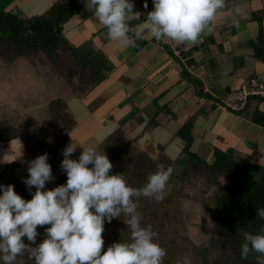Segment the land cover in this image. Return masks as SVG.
I'll return each mask as SVG.
<instances>
[{"label":"crops","instance_id":"0c3cea01","mask_svg":"<svg viewBox=\"0 0 264 264\" xmlns=\"http://www.w3.org/2000/svg\"><path fill=\"white\" fill-rule=\"evenodd\" d=\"M56 1L0 0V9L28 18L45 13ZM74 1L77 8L64 24V33L79 55L104 74L103 80L77 94L48 65L35 64L26 56L9 61L0 58L1 123L18 127L19 121L6 119H32L42 124L50 119L52 102L63 100L75 119L70 139L77 148L71 157L79 158L77 150L98 147L109 134L122 129L130 142L153 156L163 146L179 167L185 157V140L177 133L191 121L193 152L212 160L216 148L229 150L239 162L249 165L252 175L261 174L264 126L255 123L251 114L257 108L264 111V100L253 97L241 110L226 106L225 101L251 77L264 82V53L256 56L251 42L258 39L261 26L264 35V19H253L254 12L264 9V0L227 4L213 21L214 31L205 32L195 45L157 42L147 35L128 48L107 38V29L87 8V0ZM131 2L142 21L154 10L153 0H146L147 9L145 0ZM234 4L242 5L246 12L238 28L232 23ZM129 23L134 31L139 22ZM194 47L190 55L182 53ZM24 153L20 138L0 140V161H20Z\"/></svg>","mask_w":264,"mask_h":264},{"label":"trees","instance_id":"16d2710c","mask_svg":"<svg viewBox=\"0 0 264 264\" xmlns=\"http://www.w3.org/2000/svg\"><path fill=\"white\" fill-rule=\"evenodd\" d=\"M238 1L226 0V3L229 5ZM76 8L74 0H58L45 13L28 18L0 9V58L9 61L26 56L35 64L50 66L77 94L88 92L103 80L104 74L79 55L64 33V24ZM253 19H264V9L254 12ZM263 41L261 26L258 39L251 41L256 56L264 53ZM193 49L195 47L182 53L190 55ZM185 74L196 82L190 74ZM253 97L264 100L262 96H250L248 101ZM66 110L67 105L63 100L53 101L51 118L26 130L0 122L1 141L20 138L27 156L32 159L48 154L53 179L46 182L45 190H52L67 181V175L60 165L64 159L63 150L71 143L70 132L75 126V119ZM251 118L264 126V111L257 108ZM192 127L193 123L188 121L177 133L185 140V157L179 165L182 167L180 173H177L176 161L164 152L163 146L160 147V154L153 156L130 142L122 129H117L103 140L99 146L104 151L98 147L97 150L105 152L109 158L113 165L112 173L122 174L128 185L134 188L143 187L147 177L157 170L159 164L174 168L166 198L161 202L141 198L137 209L143 217L142 226H152V230L158 233L156 242L167 252L163 264H177L178 261L183 264L185 258L190 264H256L255 253H251L247 259L241 258V245L245 233L264 234L261 233L264 220L257 215V209L264 208V169L256 177L249 172V165L239 162L231 151L219 148L215 149L212 160L201 158L191 150ZM28 176V166L23 162L0 161V185H13L14 191L26 201L31 200L36 191L35 187L29 188L24 183ZM187 186L198 191L197 195L203 199V205L214 222L210 235L201 244L187 237L180 241L174 229L178 222L177 215L182 211L181 199ZM126 219L121 215L111 223L105 220L102 251L113 243L130 240V229L123 222ZM48 227L50 225L37 227L39 235L32 247L43 242ZM22 239L25 244L30 243L26 237ZM17 264H34V260L27 256L18 257Z\"/></svg>","mask_w":264,"mask_h":264},{"label":"clouds","instance_id":"9594fccd","mask_svg":"<svg viewBox=\"0 0 264 264\" xmlns=\"http://www.w3.org/2000/svg\"><path fill=\"white\" fill-rule=\"evenodd\" d=\"M98 22L107 29V38L123 48L135 47L147 35L157 42L172 41L177 45H195L205 33L214 31L213 21L227 7L226 0H153V11L141 20L131 0H87ZM145 9L148 4L145 0ZM233 25L246 15L242 5L234 4ZM138 21L132 30L130 21ZM131 33V35H130ZM77 146L68 144L60 165L67 175L66 184L45 190L53 179L48 154L28 162V178L24 183L35 187L31 200L26 201L14 186L0 185V262L17 264L18 257L27 256L34 264H163L166 250L156 242L158 233L152 226H142L137 211L141 198L157 202L167 196L172 166L159 164L141 188L128 185L122 174H113V165L97 146L82 148L78 159L70 157ZM121 215L130 229V240L104 247V222ZM264 220V208L257 209ZM46 228V238L36 247L38 226ZM264 233V225L261 226ZM26 237L30 242L25 244ZM255 253L256 264H264V234H244L241 258ZM177 264H180L178 261ZM183 264H190L185 258Z\"/></svg>","mask_w":264,"mask_h":264},{"label":"rangeland","instance_id":"374dc122","mask_svg":"<svg viewBox=\"0 0 264 264\" xmlns=\"http://www.w3.org/2000/svg\"><path fill=\"white\" fill-rule=\"evenodd\" d=\"M49 69L52 71L50 66ZM48 116L51 118V111L49 112ZM7 120L11 123L19 121L20 123L18 124V127H22L24 130H26L27 127L34 126L33 124H37V122L33 123L32 119H6V121ZM98 149H100V151H104L101 146H98ZM81 150L82 149H80V151ZM77 151L79 154H81L79 150ZM24 157L27 158L28 156L24 153L22 160L19 162H23L26 166H29L28 162L23 160ZM176 168L177 173L182 171V167ZM197 193L198 191L194 190L190 186L185 188L184 196H182L181 199L182 211L177 215L178 222L177 225L174 226V229L180 241L183 240L184 237H187L194 243L201 244L210 235L214 222L212 215L203 205V199L201 196L197 195Z\"/></svg>","mask_w":264,"mask_h":264},{"label":"built area","instance_id":"2783aa9c","mask_svg":"<svg viewBox=\"0 0 264 264\" xmlns=\"http://www.w3.org/2000/svg\"><path fill=\"white\" fill-rule=\"evenodd\" d=\"M250 96L264 97V82L258 78L251 77L241 83L238 89L231 91L225 105L234 110H241L245 107Z\"/></svg>","mask_w":264,"mask_h":264}]
</instances>
